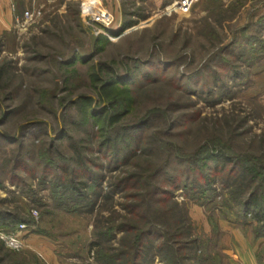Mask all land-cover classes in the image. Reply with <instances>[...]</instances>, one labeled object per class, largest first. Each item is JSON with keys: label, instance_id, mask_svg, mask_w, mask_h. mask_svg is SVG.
<instances>
[{"label": "rangeland", "instance_id": "1", "mask_svg": "<svg viewBox=\"0 0 264 264\" xmlns=\"http://www.w3.org/2000/svg\"><path fill=\"white\" fill-rule=\"evenodd\" d=\"M83 1L11 0V22L0 28V211L29 220L22 231L0 227L23 242L18 249L0 242L2 264H101L92 242L120 224L125 195L135 191L129 201L148 221L133 223L141 230L149 222L167 243L162 253L175 249L177 264H238L232 253L246 249L264 256V237L254 238L251 217L240 220L224 170L202 196L183 188L191 179L185 161L197 153L222 151L264 167V56L246 42L264 17V0H197L186 12L171 10L176 0H94L112 17L110 38L82 17ZM100 34L108 42L97 44ZM132 72L131 107L124 114L116 97L110 115H124L106 120V111L100 136L98 125L82 120L86 99L92 110L108 107L107 81ZM109 134H119L121 148L98 146ZM77 155L98 176L91 205L77 194L61 197L50 177L37 181L47 162L72 163L68 176L79 180ZM259 170L245 180L243 197L264 189ZM136 172L142 182L120 186ZM155 186L156 198L172 191L171 200L150 206ZM122 237L114 230L110 249L127 243ZM162 253L153 248L142 264H167Z\"/></svg>", "mask_w": 264, "mask_h": 264}, {"label": "trees", "instance_id": "2", "mask_svg": "<svg viewBox=\"0 0 264 264\" xmlns=\"http://www.w3.org/2000/svg\"><path fill=\"white\" fill-rule=\"evenodd\" d=\"M256 28L253 30V35H248L249 38H247L246 42L249 45L250 48H253L257 52V58H260L264 56V37H261L262 33H264V17H262L257 23H256ZM129 23L125 22L122 23L119 32L121 30H124L125 28L129 27ZM247 28V26L245 27ZM244 28V29H245ZM243 29V30H244ZM112 34L116 33V31H110ZM247 36V37H248ZM108 42L107 38L100 34L98 35V38L96 40V43H106ZM237 42L232 41L231 45H235ZM237 45V44H236ZM242 45V44H241ZM99 48V47H98ZM102 48V47H100ZM97 49V48H96ZM81 58L78 55H74L72 59L76 60ZM73 62L71 63H74ZM86 60V59H85ZM1 73V72H0ZM136 74L135 72L129 73L128 75L125 76H117L113 75L107 81L106 87L108 88V91L106 90V94L108 96L111 95L112 101H110L112 104H110L108 107L104 106L103 108L99 109L98 111L92 110L91 107L88 104V99H86L87 105L85 106L86 109L82 115V120L84 122H90L92 126H99L97 128V131L101 135H104V128L103 125H101V116L107 111L105 114L106 120L110 119L109 117H118V115L125 114V112H128L130 107H131V101H132V91L129 87V84L132 82V78H135ZM91 85L95 86V81L96 78L91 77ZM120 96V97H119ZM119 97V104L123 106L124 111L120 113H111V110L113 111V100ZM118 105V104H115ZM109 114V116H108ZM123 114V115H124ZM145 121H140L137 124H134V129L138 128L140 125H144ZM119 134H109L103 136V139L99 142V147H109L113 150H118L120 147L119 144L116 143L117 137ZM131 137V136H129ZM112 142V143H111ZM122 142V139H121ZM137 142V141H136ZM126 145V144H125ZM127 146V145H126ZM222 149H225L224 147H221ZM143 151V150H142ZM78 158L73 159V162L76 166H78L79 171L77 175L80 179L75 180L73 178V175L71 177L68 176L69 172H73V167L71 165H55V167H52V163L47 162L43 163V167H41L39 178H37V181L43 182L46 178L50 177V183L56 187V190L58 193H60L61 197H70L71 194H77L75 195L74 198L80 197L81 200L86 201L88 204H92L94 202V199H92L93 194L92 189L94 188V183L95 181L98 180V176L95 175L90 169V167H86V163H84V157L77 155ZM196 159H191L188 161H185L188 163L187 167L190 170L191 173V179L189 183L183 184V188H187L188 191L194 193H197V196H202L207 192L208 189H210L211 182H212V177L213 174H219V176H223V173L225 174L226 177H224V186H229L231 187L232 185L233 190H231V193H233L236 197H233L236 205L240 207V215L241 219L243 220V224H245L247 221H244L247 216L251 217L252 220L255 222V225L258 226L254 230L255 236L254 238H260L264 237V189H261L258 185L254 189H252L247 196L243 197L241 194L242 190L244 189L245 186L247 185L245 180L247 179V182L251 181L253 182L256 178V176L260 173L259 168H262V171H264V167H259V165H253L249 161L238 159L236 156H231L228 155L225 152H214L212 150L202 152V153H197L193 155ZM48 159H50L48 157ZM49 161V160H48ZM194 161H197L194 163ZM47 164V165H46ZM229 167V169H227ZM16 168L17 164L9 169L8 174L11 177L17 176L16 174ZM49 168H51V172L49 171ZM200 172L199 175L196 174V171ZM227 169V171H226ZM224 170V172H223ZM162 172L156 173L154 178L156 176H160ZM222 174V175H220ZM228 175H231L228 176ZM140 173L136 172L131 174L130 176H125L118 181L120 186L123 184L126 185V188H132V184L137 185V183L142 182ZM133 180L134 183H129V180ZM230 180V184H229ZM232 184V185H231ZM222 185V186H223ZM238 186H241V190H238ZM139 187H136L135 189H138ZM232 188V187H231ZM54 190V189H53ZM157 188L156 186L153 188L152 191L154 193L151 194V197H149V202L150 206L155 205L160 202H167L168 200H171L170 194L172 191H170V194H166L164 198H156L155 194ZM260 190V192H259ZM136 193H127L125 195L126 197V203L123 206V209H125L126 214H129L128 216H131L130 219L127 215L125 214L123 218L120 220V224L114 227L112 224L111 226L109 225L107 230L104 232H100L97 234L98 239L96 241H93V245L98 248V260H100L101 264H142L143 261L145 263L144 257L146 254L150 253V251L155 248L160 253L167 247V243L164 242L162 239L163 236L158 235L157 231L153 229V227L148 223H144L146 228L139 230V228L133 223V220L135 219H143L145 222L148 220H145V217L143 215V212L140 211L141 207L137 203H133L129 201V198H135L138 197L139 193L135 191ZM74 196V195H73ZM168 196V197H167ZM93 200V201H90ZM174 202V201H173ZM176 203V202H174ZM152 204V205H151ZM130 221V222H129ZM29 224V220L22 217L19 213H11L8 211H0V227H3L5 229H16L19 224ZM242 223V222H241ZM118 230L122 232V238H125L124 241L126 240L127 243L123 242L120 243L117 249H110L108 246L109 238L113 236V231ZM36 232H39L37 230ZM107 237L106 240H101V238ZM130 238V240L128 239ZM156 241V242H155ZM105 243L107 245H105ZM155 243L157 245H155ZM112 250V251H111ZM168 256L167 254L164 255L162 253V257L164 258V262L167 264H177L176 263V257L175 255V249H173L172 246H168ZM174 254V255H173ZM7 255H5L6 257ZM0 257V264L3 263V260ZM2 260V261H1ZM140 260H142L140 262ZM16 264V263H14Z\"/></svg>", "mask_w": 264, "mask_h": 264}, {"label": "built area", "instance_id": "3", "mask_svg": "<svg viewBox=\"0 0 264 264\" xmlns=\"http://www.w3.org/2000/svg\"><path fill=\"white\" fill-rule=\"evenodd\" d=\"M196 1L197 0H176L172 4L171 10H175L177 12H186ZM4 6L8 12H12L14 10V7L10 2L4 4ZM80 9L82 17L88 24L101 26L103 30H98V32L101 31L102 34L110 38V34H112L110 31L114 30L111 27L112 17L110 13L99 4V2L94 0L83 1L80 4ZM25 227V224H20L16 230L22 231V229ZM17 231L12 233H4L0 230V242L4 243L10 248H20L23 245V242L20 238H18L19 236Z\"/></svg>", "mask_w": 264, "mask_h": 264}, {"label": "crops", "instance_id": "4", "mask_svg": "<svg viewBox=\"0 0 264 264\" xmlns=\"http://www.w3.org/2000/svg\"><path fill=\"white\" fill-rule=\"evenodd\" d=\"M8 2H11V0H0V28L11 22L12 12H8L4 6ZM232 254L233 259L238 264H264V256L261 255L258 249L254 253L246 249L245 251H236Z\"/></svg>", "mask_w": 264, "mask_h": 264}]
</instances>
